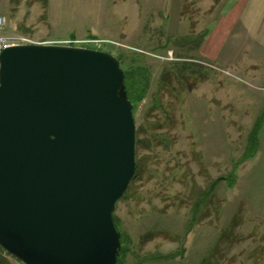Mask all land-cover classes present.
<instances>
[{"label":"rangeland","instance_id":"1","mask_svg":"<svg viewBox=\"0 0 264 264\" xmlns=\"http://www.w3.org/2000/svg\"><path fill=\"white\" fill-rule=\"evenodd\" d=\"M11 33L146 67L123 264H264V0H0ZM0 264L25 263L0 248Z\"/></svg>","mask_w":264,"mask_h":264},{"label":"water","instance_id":"2","mask_svg":"<svg viewBox=\"0 0 264 264\" xmlns=\"http://www.w3.org/2000/svg\"><path fill=\"white\" fill-rule=\"evenodd\" d=\"M0 65V245L25 264H117L114 212L137 165L119 58L33 43Z\"/></svg>","mask_w":264,"mask_h":264},{"label":"trees","instance_id":"3","mask_svg":"<svg viewBox=\"0 0 264 264\" xmlns=\"http://www.w3.org/2000/svg\"><path fill=\"white\" fill-rule=\"evenodd\" d=\"M118 58L120 60V64L122 65L123 59L120 57H118ZM124 71L126 73L125 83H126V87H127V92H128L130 100L134 103L135 110H136L139 102L145 98L146 93H147L148 88H149V79H148L146 67H139L137 69H134L133 67H131V68L128 67V68H125ZM257 128H258V124L255 126L253 132L251 133L249 147H248L247 152L245 153V155L243 157V161L246 160V156L248 157L247 154H249V155L251 154L250 156H252L257 151V145H258V140H257V138H258L257 133L258 132L256 131ZM138 130L139 129H137V142H136V162H137V165H136V172H135V175H134L131 183L138 179V177L140 175V170L142 167V162H141V160L138 159V156H137V147L139 148L142 145V140L140 138H138V135H139ZM131 183H130V185H131ZM213 189H214V185H212L210 191H212ZM126 193H125V195H126ZM114 221H115V224H116L118 230L121 231L119 229V224H118V221H117L115 214H114ZM121 233H122V237H121L122 249L120 251V255L118 257L117 264H123L122 256L124 254V241H125V238H127L125 233H123V232H121ZM0 248L3 251H6L1 245H0ZM151 258H153V257H151Z\"/></svg>","mask_w":264,"mask_h":264},{"label":"built area","instance_id":"4","mask_svg":"<svg viewBox=\"0 0 264 264\" xmlns=\"http://www.w3.org/2000/svg\"><path fill=\"white\" fill-rule=\"evenodd\" d=\"M4 22H2L1 24H3ZM83 42H88V43H94L96 47H98L99 49H101L102 42L100 40H86V41H81V40H69L64 42H45V43H64V44H71L74 45L76 43H83ZM31 43H40V42H36L34 40H32L31 38H29L27 35H23V34H18V33H11L9 35H1L0 36V55L2 53V51L8 47V46H12V45H20V44H31ZM1 66V65H0Z\"/></svg>","mask_w":264,"mask_h":264}]
</instances>
